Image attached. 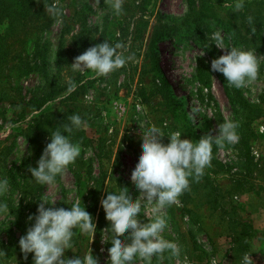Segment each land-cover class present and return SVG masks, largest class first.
<instances>
[{
    "label": "rangeland",
    "instance_id": "374dc122",
    "mask_svg": "<svg viewBox=\"0 0 264 264\" xmlns=\"http://www.w3.org/2000/svg\"><path fill=\"white\" fill-rule=\"evenodd\" d=\"M111 2L52 0L51 16L40 15L51 19L49 24L37 35H25L29 40L21 50L12 40L11 54L0 65V177L9 181V191L0 195L8 206L0 213V264H33V254L25 258L18 241L42 196L54 197L55 207H70L77 198L85 204L96 222L94 238L74 230L76 253L68 249L66 255H82L91 247L108 264L110 241L103 242L102 236L111 234V218L101 197L119 183L128 185L134 198L139 195L131 169L142 151L141 131L155 124L166 134L179 130L182 138L195 140L218 134L226 118L237 122V141L213 145L203 175L191 180L178 204L164 209L168 225L163 234L178 243L180 254H165L162 264H211L213 257L217 264H242L246 252L253 264H264V112L258 110L261 116L251 123L248 113L249 103L264 104V55L245 38L264 35V0H123L119 15ZM161 23L173 28L158 39L153 30ZM217 29L225 47L252 48L260 57L258 76L246 87L230 86L211 69V60L227 51L208 39ZM104 40L121 42L132 59L106 76L72 70L77 55ZM200 67L206 82L200 80ZM69 77L77 87L64 95ZM45 97L38 114L31 115L29 101ZM73 113L87 122L70 134L82 145L81 154L54 185L39 184L29 165L36 166L50 132ZM251 126V156L257 165L247 168L240 131ZM162 139L167 143L169 138ZM145 211L151 218L152 208ZM246 224L249 232L242 230ZM244 238L247 249L240 245Z\"/></svg>",
    "mask_w": 264,
    "mask_h": 264
},
{
    "label": "clouds",
    "instance_id": "9594fccd",
    "mask_svg": "<svg viewBox=\"0 0 264 264\" xmlns=\"http://www.w3.org/2000/svg\"><path fill=\"white\" fill-rule=\"evenodd\" d=\"M122 3L123 0H112L111 8L115 14L122 12ZM241 6L236 5L237 8ZM49 10H55V6ZM208 39L211 44L227 49L211 60V69L222 73L230 86L243 88L257 78L260 57L254 49L225 47L219 29ZM124 47L121 42L108 40L95 43L74 58L71 68L81 73L91 70L96 76H106L132 59L131 55L125 54ZM68 80L64 95L77 87L71 77ZM37 114L36 110L31 113ZM67 121L50 132V140L36 166L29 165L32 178L39 184L54 185L57 176L63 175L81 154L82 145L73 141L70 134L73 129L86 128L87 122L79 113L69 115ZM218 127V134L209 132L195 140L182 138L179 130L166 134L155 124L141 131L142 151L131 169V178L139 195L134 198L129 186L119 183L118 187H107L106 194L101 197L106 216L111 218V234L102 236L103 242L110 241L108 264H153V257L157 264H162L165 254L179 256L178 243L163 234L168 225L164 209L178 204L179 196L189 188L191 180L203 175L211 163L213 145L237 141L236 121L226 118ZM165 135L169 138L167 143L162 139ZM8 191V179L0 177V195ZM38 201L37 211L28 216L31 223L18 241L25 258L32 253L33 264H102L91 247L82 255H66L68 249L76 253L73 250L74 230L94 238L97 227L93 215L85 204L81 206L79 198L67 208L51 206L57 201L54 197L42 196ZM7 207V203L0 200V213ZM149 207L152 208L151 218L145 211ZM141 213L146 220L141 218ZM211 264H217L215 257ZM242 264H253L251 254H243Z\"/></svg>",
    "mask_w": 264,
    "mask_h": 264
},
{
    "label": "trees",
    "instance_id": "16d2710c",
    "mask_svg": "<svg viewBox=\"0 0 264 264\" xmlns=\"http://www.w3.org/2000/svg\"><path fill=\"white\" fill-rule=\"evenodd\" d=\"M51 6L52 0H0V65L7 61L9 55L11 54L10 46L12 44V40L13 42H19L18 44L21 45V50L24 48L25 43H27L29 40L25 39V35H37V30L39 28L46 24H49L51 19L48 21L45 19H41L40 15H44L48 12L49 14L47 15L51 16L50 14L53 13L49 10ZM31 22H36V25L32 28L29 27V24ZM258 23L259 21H255V24ZM222 26L225 28V30L229 32L232 31L228 24L222 23ZM157 27H163L165 28V30L160 31V28ZM157 27L154 28L153 34L155 35V37L157 36L158 39L162 38L166 31L169 32V30L173 28L168 23H161ZM251 28H255V25H252ZM245 38H247L248 41L252 44V47H255L264 55V35L261 32L246 34ZM25 49L27 48L25 47ZM199 75L202 82L207 81V74L202 67H200L199 69ZM163 83L169 86V81L167 80L165 75L163 76ZM35 99L30 100L28 103L29 105H31L30 107L33 110H39L40 108H42L44 103L48 101V97H45L41 102H36ZM248 105V113L250 116H252V119L250 120L251 123L255 118L261 116V114L264 112V104L253 105L249 103ZM258 110L262 113L258 112ZM24 117L26 116L23 115L22 118ZM83 136L84 138H87L86 135ZM240 136V143L243 146L242 148L246 149L245 155L247 168L253 164L257 165V163L254 162L251 156V147L254 144L255 139L253 126L243 128V131H240ZM261 166L264 167V164ZM248 226L249 225L246 224L244 228H242V230L245 232H249L250 229L247 228ZM244 241H246V238L243 239L240 245L244 249H247L249 246V242Z\"/></svg>",
    "mask_w": 264,
    "mask_h": 264
},
{
    "label": "bare ground",
    "instance_id": "6f19581e",
    "mask_svg": "<svg viewBox=\"0 0 264 264\" xmlns=\"http://www.w3.org/2000/svg\"><path fill=\"white\" fill-rule=\"evenodd\" d=\"M170 57V56H169ZM167 63H170V62H167ZM166 72H168V70L166 69ZM170 75V74H169ZM173 76V75H172ZM172 78V77H171Z\"/></svg>",
    "mask_w": 264,
    "mask_h": 264
}]
</instances>
